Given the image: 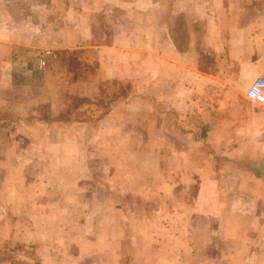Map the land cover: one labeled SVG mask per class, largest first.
Instances as JSON below:
<instances>
[{"label": "crops", "instance_id": "0c3cea01", "mask_svg": "<svg viewBox=\"0 0 264 264\" xmlns=\"http://www.w3.org/2000/svg\"><path fill=\"white\" fill-rule=\"evenodd\" d=\"M7 1L0 14V89L19 88L24 58L32 55L36 67L41 56L48 63L58 52H79L71 73L86 81L132 87L109 109L90 113L83 107L79 118L50 120L62 133L77 134L46 144L60 148L63 162L76 155L56 178L61 186L47 188L46 224L56 228L57 238L48 235L46 258L54 242H68L78 253L68 264H264V107L240 102L247 85L243 92L229 90L235 81L249 85L264 77V0H94L99 5L92 10L86 0H61L65 26L55 29L60 38L54 35V45L28 22L26 32L15 25L8 5L16 6ZM103 1L108 7L100 6ZM25 8L30 20L53 12ZM76 12L97 19L101 29L76 19ZM209 57L214 60L203 67ZM80 83L76 97L98 95V84L87 94ZM212 95L217 105L203 107V98ZM9 105L0 100V108ZM151 127L161 140L151 138ZM135 145L161 147L160 159L138 158L134 169L114 155L105 163L107 175L81 177L83 150L97 160L113 147L131 154ZM13 228L16 243L15 223ZM33 237L30 258L36 259L37 232ZM147 249L153 256H145Z\"/></svg>", "mask_w": 264, "mask_h": 264}, {"label": "rangeland", "instance_id": "374dc122", "mask_svg": "<svg viewBox=\"0 0 264 264\" xmlns=\"http://www.w3.org/2000/svg\"><path fill=\"white\" fill-rule=\"evenodd\" d=\"M86 1V6L89 10L99 5L96 4L94 0ZM7 2H9V0ZM13 2L16 6L15 9L8 5L11 10V21L15 25L20 23L23 32H26L27 28L24 24L28 22L30 25L37 28V31L41 32L42 35L48 33V36L51 37L52 40L50 44L55 42L56 37L57 39L60 38L59 35H55V29H58L60 26H65L62 21L63 7L61 0H13ZM104 2L105 1L100 3V6L106 4L104 7L102 6V8L108 7L107 1L106 3ZM0 3H2L0 6L1 14L5 6V4H3L5 0H0ZM25 6H30L31 11L44 9L46 7L50 9L53 8V12L44 13L41 16L37 15L36 19L30 20L27 19L25 15ZM74 15H76V19L84 17V23L92 22L95 29H101L99 21L97 19L94 20L93 17H86L84 12L81 16L77 12L74 13ZM53 30L55 33H53ZM54 35L56 37H54ZM25 36L27 35H22L21 37ZM198 37L200 40V36H197V38ZM44 38L45 37H43V39ZM152 43L155 47L160 46L161 35L152 36ZM21 52L22 51H19L15 54L17 60ZM53 54L50 56L52 60H48V63L41 69H39L38 66H34L32 55L30 61L27 57L24 58L21 64L19 63V72L24 75H17L16 77L18 83L21 84L19 88L11 90L10 86L2 84L0 89V100H3V105L7 102L11 104L5 108V110L2 107L0 108V219L6 223L5 227H0V264H68L71 261L69 258L71 254L72 256H77L78 253L75 254L73 251L70 252L71 246H75L74 243L70 244L67 242L56 244V242H54L53 251L50 249V254L52 255L46 258V252L49 247L47 237L48 235H57L55 231L56 228L51 226L48 227L46 224L45 205L47 202V188H50L52 185L55 188L61 186V181H57L56 178H60L63 175L64 172L62 170H70V161L76 157V155L72 153L69 161L67 163L66 161L63 162L61 159L63 154L62 151L59 150L60 148L57 151L55 150L56 147H47L46 144L49 143V138L51 137L63 139L64 137L77 134V131L74 129H67L66 132L62 133V131L52 126L56 125L57 122H53L52 124L50 120L53 118H63L67 120L70 118H79V109L83 107L87 108V112L90 113H92L89 111L90 108H95L96 111L109 109V106L113 104L114 101H124L126 98L123 99L121 96H125L127 91L132 90L131 84L128 85L116 81H106L98 84L99 82L86 81L83 74H72V66L75 65L76 67L79 52H58V55ZM21 55H23V53ZM87 55L88 54L85 56ZM209 59L214 60L213 57H209L208 59H203L200 64H203V67L205 64L206 66L210 65ZM147 60L143 63L145 64ZM151 62V67H158V63L153 64L154 61ZM159 64L161 65V62ZM212 67L214 69L215 65H212ZM232 70L233 68H231V71ZM79 82L82 83L84 92L87 94L91 91L92 86L98 84L96 86V88L99 89V91L96 92L98 95L94 99L76 97L74 93L77 94L76 92L81 91V89H78L79 85L77 83ZM245 85H247L248 88L250 84L248 85L235 81L231 85V88H228L232 91L243 92ZM226 88L227 87H225V90ZM221 90L223 89L221 88ZM238 98L246 108L252 104L241 95H239ZM231 101L234 100L231 99ZM218 102V98L212 95L203 98L202 106L205 107L208 105V108H211L215 107ZM200 118H202V116H199L198 120L203 122ZM136 119L137 118H133V120ZM4 120L10 121H6L5 123ZM136 121L141 125L138 128L142 129V127H144L143 123L138 120ZM139 129L135 131V134L141 136L143 130ZM157 131L156 128L152 127L148 131L151 138L155 141L161 140V132ZM135 142L136 144L138 143V141ZM131 149L136 151H131V154H129V152H127L128 148L124 149L122 146L113 147L109 157L106 153H103L101 157H97V160L94 152L86 149L83 150L81 152L82 156H80L82 158L80 171L84 172L82 173L84 175L81 177L91 178L92 175L96 174L98 176L107 175V173L103 171H105L109 158H112L114 155L120 156V158L126 160L127 164L133 166L134 169L138 165V158L149 157L150 161L151 157H153V159L157 158L156 160L160 159L159 152H161V147L141 145L136 147L135 145ZM114 150L117 151V154L114 153ZM49 154L54 157V163L48 162L47 156ZM84 159H86L85 164H83ZM47 173L49 174L48 178ZM81 197L84 200H89L91 196L83 195ZM83 199L79 201H84ZM126 199L127 201L133 199L135 203L139 200L137 197L133 196H128ZM53 216L55 217L54 214ZM13 223L16 224V234H18V238L20 239V241L16 243H13L15 241L11 240L12 236L15 234ZM84 228L88 230L87 227ZM36 232L39 239L37 245L34 246L33 249L38 251V257L36 259H31V246L29 245V241L34 239L33 234H36ZM67 232L71 233L70 228ZM55 238L57 237L55 236ZM78 245L81 246L80 243H78ZM143 247L145 248V246ZM207 249L210 248L207 246ZM150 254L153 256L150 249H147L145 256ZM79 257L80 256L77 258ZM46 259H48V262L45 261ZM71 264H74V262H71ZM78 264L86 263L80 262Z\"/></svg>", "mask_w": 264, "mask_h": 264}, {"label": "built area", "instance_id": "2783aa9c", "mask_svg": "<svg viewBox=\"0 0 264 264\" xmlns=\"http://www.w3.org/2000/svg\"><path fill=\"white\" fill-rule=\"evenodd\" d=\"M45 64V57L41 56L37 64L38 68L41 69ZM245 99L252 104L264 107V77L257 78L250 84L246 90Z\"/></svg>", "mask_w": 264, "mask_h": 264}]
</instances>
